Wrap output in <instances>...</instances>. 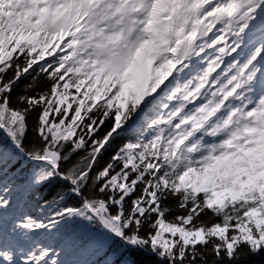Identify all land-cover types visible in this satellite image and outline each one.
<instances>
[{
  "label": "snow or ice",
  "instance_id": "6c2138e0",
  "mask_svg": "<svg viewBox=\"0 0 264 264\" xmlns=\"http://www.w3.org/2000/svg\"><path fill=\"white\" fill-rule=\"evenodd\" d=\"M0 264H264V0H0Z\"/></svg>",
  "mask_w": 264,
  "mask_h": 264
},
{
  "label": "trees",
  "instance_id": "16d2710c",
  "mask_svg": "<svg viewBox=\"0 0 264 264\" xmlns=\"http://www.w3.org/2000/svg\"><path fill=\"white\" fill-rule=\"evenodd\" d=\"M33 214H35V212Z\"/></svg>",
  "mask_w": 264,
  "mask_h": 264
}]
</instances>
